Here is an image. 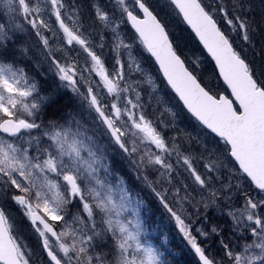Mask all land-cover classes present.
<instances>
[{
  "label": "snow or ice",
  "instance_id": "6c2138e0",
  "mask_svg": "<svg viewBox=\"0 0 264 264\" xmlns=\"http://www.w3.org/2000/svg\"><path fill=\"white\" fill-rule=\"evenodd\" d=\"M261 48L264 0H0V264H264Z\"/></svg>",
  "mask_w": 264,
  "mask_h": 264
},
{
  "label": "trees",
  "instance_id": "16d2710c",
  "mask_svg": "<svg viewBox=\"0 0 264 264\" xmlns=\"http://www.w3.org/2000/svg\"><path fill=\"white\" fill-rule=\"evenodd\" d=\"M166 0H161V3H162V6L163 5H166ZM260 44V41L259 39L257 38V45L259 46ZM260 52H261V55L260 56H257L256 55V52L254 50V54L251 53V51L249 50V53L248 55L252 58V62L254 64H262L264 63V48H261L260 49ZM186 55L189 57V59L195 63L196 62V58L198 57V55L201 56V53L197 50L196 47L194 46H189L187 49H186ZM209 68H211V63L209 62ZM197 71H200V72H203V74L205 75L208 83H209V86L211 85H216L217 83H219V86L221 88H223V85H222V82H218L215 78L213 79L211 77V74L209 72H205L203 70V67H201L200 69H197ZM156 219L158 222H161L160 226L163 227L165 230H164V233L162 235H160V241L161 243H164L166 238H169L168 237V231L167 230H170L173 226L168 224L166 220L163 219L162 215H160L159 213L156 215ZM174 243H176L178 246H179V239H176L174 241ZM178 250V249H177Z\"/></svg>",
  "mask_w": 264,
  "mask_h": 264
},
{
  "label": "rangeland",
  "instance_id": "374dc122",
  "mask_svg": "<svg viewBox=\"0 0 264 264\" xmlns=\"http://www.w3.org/2000/svg\"><path fill=\"white\" fill-rule=\"evenodd\" d=\"M166 2V1H165ZM251 53L254 54V49H250ZM200 59L201 60V64H203L202 58L200 55H198V57L196 58V61Z\"/></svg>",
  "mask_w": 264,
  "mask_h": 264
}]
</instances>
